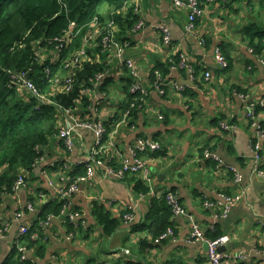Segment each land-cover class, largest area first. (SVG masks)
I'll return each mask as SVG.
<instances>
[{
	"label": "crops",
	"instance_id": "crops-1",
	"mask_svg": "<svg viewBox=\"0 0 264 264\" xmlns=\"http://www.w3.org/2000/svg\"><path fill=\"white\" fill-rule=\"evenodd\" d=\"M200 4L204 14L196 20L195 30L188 33L185 30L188 11L175 6L172 0H129L128 7L138 6L140 14L137 16L146 24L142 29H136V23L131 28L121 29L116 21L117 39L130 43L126 57L135 59L141 75H147L173 54L186 53L192 64L199 67L196 82L190 79L186 70H171L167 78L188 84L182 99L170 90L166 95L151 92L149 107L162 114L163 119L143 109L137 110L131 118L130 123L135 128L114 126L116 139L113 141L121 154L129 155L139 137L161 143L158 154L156 151L146 155L151 166L152 184L145 181L141 173H129L124 180L106 177L105 167L96 164L94 177L72 198V209L81 212V217L94 227L85 234L73 232L74 237L69 239L65 218L52 219L43 227L40 257L37 247L29 248L25 243L29 248L28 256L34 263L207 264L206 244L191 241V230L185 217L173 215L170 226L174 229V237L161 243L154 242L157 236L154 237L150 230L155 226L160 207L154 203L155 196L150 194L153 186L161 194L175 192L209 238L217 235L230 237L225 252H242L246 259L229 261V264H264V177L253 172L251 143L255 134L245 116V102L239 96L249 92L254 97L264 98V65L259 61L264 58V53L261 56L252 53L242 33L244 26L251 23L264 27V0H201ZM108 8L104 5L102 9L101 15L107 16L101 19L104 22L112 18L108 17ZM115 11L124 17L127 8L111 13ZM161 25L170 30L172 43L169 46L161 41L158 31ZM95 39L97 33L90 43L96 45ZM217 47L222 49L226 66H221L216 59ZM91 50L96 54V48L89 49V52ZM100 54L95 57L98 61H102ZM104 58L105 63H109L110 75L99 88L90 86L91 91L83 97L89 104H78L73 113L81 120H93L99 116L107 121L114 118L118 123L124 115L121 105L126 100L129 73L115 52H108ZM206 71L211 72L209 80L205 78ZM111 90L114 94H109ZM97 106L98 116L94 109ZM261 120L264 125V108ZM70 122L71 118L63 115L59 117L58 125L68 126ZM221 122L232 127L223 129ZM74 134L76 146L73 151H65L63 141L55 135L50 139L43 161L32 170L21 168L20 174L26 176V186L7 195L0 208V228L7 226L5 237L0 240V264H9L18 258L16 241L20 227L32 228L39 209L26 211L20 220L15 219L17 211L26 207L34 192H42L49 198L55 196L49 183L54 178L49 165L64 157L81 165L89 155L94 143L93 131L78 128ZM203 149L215 151L222 162L204 158ZM103 158L108 159L109 153H104ZM261 164L264 167V141ZM231 166L241 171V184L233 181L229 172ZM135 176L148 186V192L135 189ZM242 188L245 189L243 199L227 217L218 218L212 209L203 205L207 198L216 199L222 192L235 194ZM93 202L106 204L114 216H119L121 207L132 205L135 218L131 222L124 221L112 235L105 236L95 225L91 211Z\"/></svg>",
	"mask_w": 264,
	"mask_h": 264
},
{
	"label": "built area",
	"instance_id": "built-area-1",
	"mask_svg": "<svg viewBox=\"0 0 264 264\" xmlns=\"http://www.w3.org/2000/svg\"><path fill=\"white\" fill-rule=\"evenodd\" d=\"M174 5L179 8H185L188 11V21L185 26V30L188 33H192L196 28V20L204 14V8L201 6L199 0H172ZM214 1V0H208ZM225 1V0H224ZM134 14H140V8L138 6H133ZM145 20L140 18L136 25V29H142L145 26ZM117 27L118 24L114 17L104 22L101 20L100 16H96L93 21L85 26L83 24L79 27L76 22H71L68 29L64 32V35L60 38H56V51L53 57L50 59L53 62V65L58 66L59 68L55 70L54 67L47 66L46 77L48 79L49 87L48 93L45 94L37 86L35 81L30 77V70H23L19 73H15L11 76L12 81L11 85L17 86L21 91L22 89L28 90L32 95L38 97L44 103H55L54 95L58 93H70L76 81V72L77 68L82 65L84 61L89 60V49L100 48L101 52H115L119 58V62L122 66H126L130 84L129 91L132 94L139 95V98L136 101H132L130 107L124 112L122 118L116 124L117 126H127L130 128H135L131 122L132 114L135 110H149L158 116L159 119H163L162 114H158L154 108L149 107V97L152 91H157L161 95H165L166 89H168L176 94L180 99L184 97V92L187 88V85L178 82L174 78L164 77L160 72L156 73V80H152L147 75H141L139 72L137 63L135 59L126 57V49L129 48L130 43L127 40L119 41L117 39ZM86 29V30H85ZM86 31V32H85ZM158 31L161 35V41L163 45L169 46L172 43V36L169 28L166 25H161L158 28ZM82 33V46L76 49L72 53H68L67 56H59L64 47L69 46L75 38ZM97 33L96 45L90 43L91 39ZM48 49L40 46L38 47L36 54L37 59L43 58V53ZM250 51L254 53V49L250 48ZM54 53V52H53ZM174 55V54H173ZM180 55V61L178 64H173L170 66L171 70H178L180 68L185 69L191 80H195V66L189 60V57L186 53L178 52ZM50 58V57H48ZM261 58V57H259ZM169 59V58H168ZM216 59L221 66H226L227 61L223 55L222 49L217 47L216 49ZM61 61L60 65L58 62ZM259 61L264 65V58L259 59ZM110 75L109 63H105V69L100 71L95 75L93 79L90 80V84L85 85L82 90V95L86 96L91 91L90 86L100 87L105 79ZM205 78L209 80L211 78V72H205ZM103 98H106V93H103ZM243 102H245V116L249 121L250 127L253 129L255 134V139H252V152L254 159L253 172L264 177V167L261 164V150L262 143L264 141V126L263 121L261 120V110L264 108V98L254 97L249 92H243L239 94ZM83 103V98L80 97L77 101V105ZM85 103V105H88ZM76 105V107H77ZM62 108V116H68L71 118V122L68 126H60L58 137L64 143V149L67 152L73 151L76 146L75 141V131L78 128H87L93 131L94 133V143L89 149V155L83 161L82 164L86 165V173L84 175L78 176L74 181L73 177L70 176V171H72L75 165L68 158H63L60 162L55 161L49 165L52 173L54 175L53 180H50V187L55 191V197L63 200L65 205L63 206L61 213L57 217L69 218L72 221H76L81 217L78 211H72V198L73 195L82 190V185L94 177L95 174V165L101 164L105 167V176L112 177L118 180H124L129 173H141L145 181L150 185L153 182L151 176V166L146 155L148 153L155 152L161 148V143L154 139H149L145 137H139L136 141L135 147L131 150L129 155L121 154L120 149L114 144V131L111 132L112 135L108 136V139L105 140L106 124L107 120L99 118V108L98 106L94 109L98 112L96 116L91 119L81 120L73 113L77 108ZM221 127L223 129H230L232 126L227 122H221ZM110 133V134H111ZM112 150V151H109ZM108 152L109 158L104 159L103 154ZM205 156L211 158L214 161L222 162V159L215 151L206 150ZM108 155V154H107ZM43 161V158L35 163L37 165L39 162ZM34 165V166H35ZM229 172L233 175V181L236 184H241L242 173L236 167H229ZM26 186V176L25 174H20L14 185V193L18 192L20 189ZM150 194L155 197L165 198L168 205L172 208L173 214L185 217L188 220L190 230H191V241L192 242H201L208 246L207 255L208 263L207 264H229V261L236 262L238 260H245L246 256L240 253L229 254L227 252H220L219 247L222 245H227L230 241L228 235H222L218 239H210L202 229V226L179 201L178 196L175 192L169 191L164 195L157 192L153 186H151ZM245 194V189L242 188L239 192L235 194L222 192L218 194L216 199L207 198L203 205L207 209H212L218 218L227 217L231 210L243 199ZM142 197L144 194L141 195ZM51 200V197H47L42 192H34L31 194L30 200L28 201L26 207L23 210L17 211L15 215L16 220L22 219L26 211L35 212L39 207L42 206L48 201ZM127 210L133 212L134 207L132 205H125ZM39 211V210H38ZM56 218V217H55ZM135 218L134 214L126 215L125 221L131 222ZM1 219V215H0ZM52 219L49 218L46 222L40 223L43 227L51 223ZM82 225H86L87 222L82 221ZM30 227L27 225H21L19 235L16 241L17 257L21 264H25L28 261H33L28 256L29 248L25 244L23 238L29 232ZM7 231V226L0 228V240L5 237ZM173 227H169L166 231L159 234L155 239V243H161L165 239L174 237ZM74 237V233L71 232L68 236L69 239ZM33 240L38 239V234L35 233L32 235Z\"/></svg>",
	"mask_w": 264,
	"mask_h": 264
},
{
	"label": "trees",
	"instance_id": "trees-1",
	"mask_svg": "<svg viewBox=\"0 0 264 264\" xmlns=\"http://www.w3.org/2000/svg\"><path fill=\"white\" fill-rule=\"evenodd\" d=\"M128 2L129 0H0V208L5 197L14 193V185L20 175L21 168L32 170L35 163L45 157L50 139L59 133L58 120L63 114L61 109L76 107L78 99L84 97L82 95L83 87L90 84V80L105 69L104 57L106 56H102L100 54L101 49L97 47L95 53L102 56V61H98L95 59L96 54H93L91 50L89 60L84 61L76 69V81L73 90L70 93L54 95L55 103H44L26 89L20 91L17 86L11 85V76L23 70H30V77L39 89L47 94L49 83L45 68L50 66L57 70L59 67L53 65L48 57L42 63L38 61L36 51L39 45L57 53V41L55 39L64 35L70 23L74 21L80 27L83 24L89 25L96 16H100L103 20L107 17L101 15L104 5L109 6L108 17H114L121 25V29L131 28L137 23L136 21L139 20L140 16L134 14L133 7H128ZM124 7L127 8L124 17L117 11L111 13V11ZM242 33L243 38L254 49V53L261 56L264 53V27L251 23L244 26ZM82 36L83 34L80 33L69 46L64 47L59 56H67L68 53L80 48ZM179 61L180 55L170 56L166 62L160 63L150 70V79L156 80L157 72L168 77L171 72L170 66L178 64ZM60 63L61 61L58 62V65ZM178 68L179 71H185V69ZM195 70L196 82L199 67H195ZM127 80L130 84V79ZM165 89L166 95L169 93V89L168 87ZM138 98L139 95L130 93L129 85H127L126 100L121 105V111L126 112L131 102ZM85 101L87 99L83 98L84 104ZM136 111L133 112L132 116L137 113ZM109 119L106 124L105 140L108 139L117 124L114 118ZM161 149L155 152L158 154ZM205 150H202V154L205 153ZM85 173L86 165L84 163L75 165L69 174L74 181L78 176ZM133 180L138 192H148L149 188L141 178L135 176ZM154 203L159 204L160 207L155 226L150 230L156 237L171 227L170 218L174 214L165 198L154 197ZM64 205L63 200L55 196L51 197L50 201L38 208L37 220L23 238L29 248H38L39 257L42 251L41 239L44 236L43 226L40 223L59 216ZM71 210L78 211L72 207ZM91 211L96 221L95 225L102 229L105 236L112 235L123 224L126 215L133 213L131 210L121 208L119 216H114L106 204L98 202L92 203ZM79 213L81 215V212ZM85 220L86 218H80L77 223L66 218L64 224L69 233L85 234L94 227V224L88 223L87 220V224L82 225V221ZM35 233L38 234L37 240L32 239V235ZM221 236L217 235L210 239H218ZM9 264L21 263L17 258L10 261ZM25 264L36 263L30 260Z\"/></svg>",
	"mask_w": 264,
	"mask_h": 264
},
{
	"label": "rangeland",
	"instance_id": "rangeland-1",
	"mask_svg": "<svg viewBox=\"0 0 264 264\" xmlns=\"http://www.w3.org/2000/svg\"><path fill=\"white\" fill-rule=\"evenodd\" d=\"M51 50H52V49H49V48H48V50L45 51V52L43 53V54H44V55H43V58H44V59L39 58L38 61H39L40 63H42L47 57H50V59H51V58L53 57V55L55 54V53H53ZM103 55L106 56L107 53L102 52V56H103ZM110 92L113 93V90L109 91V94H110ZM113 94H114V93H113ZM113 94H112V95H113Z\"/></svg>",
	"mask_w": 264,
	"mask_h": 264
},
{
	"label": "water",
	"instance_id": "water-1",
	"mask_svg": "<svg viewBox=\"0 0 264 264\" xmlns=\"http://www.w3.org/2000/svg\"><path fill=\"white\" fill-rule=\"evenodd\" d=\"M183 84H188L187 82L185 83V81H183ZM228 244L227 245H222L219 247V251L220 252H225L227 250ZM206 248H208V246L206 245Z\"/></svg>",
	"mask_w": 264,
	"mask_h": 264
}]
</instances>
